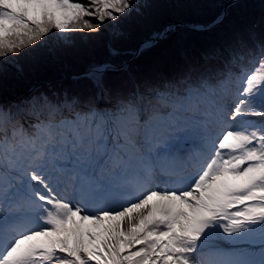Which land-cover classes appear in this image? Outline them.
Masks as SVG:
<instances>
[{
  "label": "snow or ice",
  "instance_id": "1",
  "mask_svg": "<svg viewBox=\"0 0 264 264\" xmlns=\"http://www.w3.org/2000/svg\"><path fill=\"white\" fill-rule=\"evenodd\" d=\"M0 264H264V0H0Z\"/></svg>",
  "mask_w": 264,
  "mask_h": 264
},
{
  "label": "trees",
  "instance_id": "2",
  "mask_svg": "<svg viewBox=\"0 0 264 264\" xmlns=\"http://www.w3.org/2000/svg\"><path fill=\"white\" fill-rule=\"evenodd\" d=\"M231 0H205V2H221L228 3ZM161 3H173L175 0H160ZM258 2V0H256ZM215 10H205L198 15L184 14L178 15L172 9H161L158 13L148 22H146L142 27H140L133 35L127 37L121 41V47L124 50V55L127 59L133 60L139 64H147L152 62L162 50L168 48L172 42V38L161 39L157 41L152 47L144 48L142 52L138 49L139 44L143 40H147L151 34L158 31L168 25L169 23L175 22H191L192 20H199L202 22H207L210 20ZM86 36V34H85ZM82 43H87L83 41ZM107 51V49H105ZM78 65H73L64 71L72 72L75 71ZM54 70H45L46 73H51Z\"/></svg>",
  "mask_w": 264,
  "mask_h": 264
},
{
  "label": "water",
  "instance_id": "3",
  "mask_svg": "<svg viewBox=\"0 0 264 264\" xmlns=\"http://www.w3.org/2000/svg\"><path fill=\"white\" fill-rule=\"evenodd\" d=\"M231 2H232V0L229 1L228 3H231ZM165 27H166V26H165ZM165 27H164V28H165ZM164 28H163V29H164ZM163 29H162V30H163ZM162 30H161V31H162ZM144 42H145V41H143V42H141V43L139 44L137 50L143 46ZM137 50H136V51H137Z\"/></svg>",
  "mask_w": 264,
  "mask_h": 264
},
{
  "label": "rangeland",
  "instance_id": "4",
  "mask_svg": "<svg viewBox=\"0 0 264 264\" xmlns=\"http://www.w3.org/2000/svg\"><path fill=\"white\" fill-rule=\"evenodd\" d=\"M166 26H167V25H166ZM163 28H164V27H163ZM163 28H162V29H163ZM162 29H160V30H158V31H161ZM155 32H157V31H155ZM155 32H153V33L151 34V36H150L147 40H149V39L153 36V34H154ZM143 41H146V40H143ZM143 41H142V42H143ZM137 51H138V50H137ZM137 51H136V52H137Z\"/></svg>",
  "mask_w": 264,
  "mask_h": 264
}]
</instances>
